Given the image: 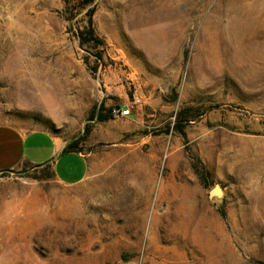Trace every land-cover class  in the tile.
I'll return each instance as SVG.
<instances>
[{"label": "rangeland", "instance_id": "obj_1", "mask_svg": "<svg viewBox=\"0 0 264 264\" xmlns=\"http://www.w3.org/2000/svg\"><path fill=\"white\" fill-rule=\"evenodd\" d=\"M3 126L89 167L0 174L17 264H264V0H0Z\"/></svg>", "mask_w": 264, "mask_h": 264}, {"label": "crops", "instance_id": "obj_2", "mask_svg": "<svg viewBox=\"0 0 264 264\" xmlns=\"http://www.w3.org/2000/svg\"><path fill=\"white\" fill-rule=\"evenodd\" d=\"M66 141L42 130L21 132L0 127V174L24 166L50 164L55 180L65 186H76L88 176V160L82 153H63Z\"/></svg>", "mask_w": 264, "mask_h": 264}, {"label": "trees", "instance_id": "obj_3", "mask_svg": "<svg viewBox=\"0 0 264 264\" xmlns=\"http://www.w3.org/2000/svg\"><path fill=\"white\" fill-rule=\"evenodd\" d=\"M88 35H89V37H93V30H92V23H91V19L89 20V23H88V33H87ZM78 38H79V40H80V44L81 45H85L86 43H89V41L91 40V39H94V38H91L90 40H89V38H83V33H79L78 34ZM95 41V40H94ZM98 43V42H97ZM183 113V112H182ZM182 113H180V115L182 114ZM179 115V116H180ZM99 122H103V121H106V120H108V118L106 117V116H103V117H98V119H97ZM80 151L78 150V148H77V143H75V142H69V143H67L66 144V146L64 147V149H63V153H79ZM42 167H47V168H49V169H51L52 170V167H51V165L48 163V164H44ZM52 175L54 176V174H53V171H52Z\"/></svg>", "mask_w": 264, "mask_h": 264}, {"label": "bare ground", "instance_id": "obj_4", "mask_svg": "<svg viewBox=\"0 0 264 264\" xmlns=\"http://www.w3.org/2000/svg\"><path fill=\"white\" fill-rule=\"evenodd\" d=\"M12 214V213H11ZM6 217H9L7 215H3L2 217V221H0V224L2 223V228H5L4 225H6L5 223L3 224V221L6 220L7 222L9 221V218L6 219ZM7 226V225H6ZM1 235L3 234V232H0ZM12 239L8 238V235H6L5 237L2 236L0 237V264H17L18 263V259L14 257H9V253H8V247L7 244H13ZM10 247V246H9ZM13 256V255H12Z\"/></svg>", "mask_w": 264, "mask_h": 264}, {"label": "built area", "instance_id": "obj_5", "mask_svg": "<svg viewBox=\"0 0 264 264\" xmlns=\"http://www.w3.org/2000/svg\"><path fill=\"white\" fill-rule=\"evenodd\" d=\"M133 104H136V102H134ZM131 107H127L125 110L117 108V109H114L112 112L115 116L128 117L130 116Z\"/></svg>", "mask_w": 264, "mask_h": 264}]
</instances>
